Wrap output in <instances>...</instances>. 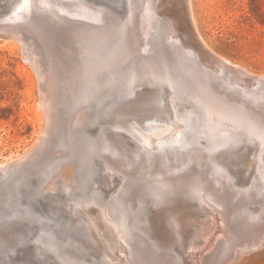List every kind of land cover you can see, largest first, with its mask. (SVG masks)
<instances>
[{"label":"rangeland","instance_id":"374dc122","mask_svg":"<svg viewBox=\"0 0 264 264\" xmlns=\"http://www.w3.org/2000/svg\"><path fill=\"white\" fill-rule=\"evenodd\" d=\"M19 1L20 0H0V6L3 8L5 6V8H6V9H3L4 13L1 16H3L6 13H7V15H9L8 16L9 19L6 18L7 15H4V17H1L2 20H0L2 22V23L0 22V34L3 35V37H2V35H0V164L2 166H4V167L0 166V209H2V208L7 209L11 205L12 206L15 205V207L23 206L28 201L33 200L37 197H41L43 195L44 196H46V195L48 196L51 194L53 196L58 195L61 197L62 196L68 197L69 199H73L76 201L79 200V202H81V203L77 204L76 212H79V213L86 212V214H89L91 218L100 217V216H102L101 215L102 213L108 212V213L104 214L105 217H107V218L109 217L112 221H114V224L116 225V229L119 231V224L120 223H122V224L126 223L127 216L129 214H131V212L132 213L136 212L139 214V213H142V211H145V212L148 211L149 212V210L152 211V208L153 209L158 208V207L163 208V206H164V208H166L165 210H167V207L169 208L167 211H170V209L172 210L171 215H175V217L172 216V219L174 218V222L176 223V225H175V228L173 229V239H169L168 241L162 240V242L168 243V244L163 243V244H161V246L166 245L170 249L165 248L162 250V252L164 254H166L168 252L173 253L175 255V257L173 259H177L176 260L177 262L175 261L176 264H187V263L188 264H205V263L206 264L207 263L215 264L219 260L222 261L224 258H226L224 260H227V258L229 259L228 256H230V258H231V256L235 257L236 259H234V260L229 259V260L225 261L227 263H224V264H264V244H262L264 242V239H263L264 238V234H263L264 233V171H262L264 168V162H263L264 161V145L261 147L254 146L253 145L254 142H257L255 137L253 135L245 132L242 129L225 128V129H222L221 131H219L218 132L219 135L217 134L216 137L212 134H208L209 132H202L201 129L200 130L196 129L198 131L197 132L195 130V128L193 129V127H195L194 124L197 125V122H195L194 119H196V118L197 119L199 118L198 120L201 119V114L198 113L199 111L196 109L190 110L189 108L185 107L186 104H184L185 103V95L184 94H180V93L178 94V93L174 92L175 96H176V99H175L174 98L175 96H172L174 94H172L173 91L169 88V84L163 80L162 81L158 80L157 77L155 78V76H153V74L152 75L149 74L147 78L143 77V78H139L136 81L132 80V83L120 84V85L117 84L116 76L121 74V72H123L118 67H120L121 65H125L127 63V61L129 63V60H128L129 57H127V56H129V53L132 52L131 48H134L133 45L129 44L131 42L130 41L131 36L133 37L132 40L135 43H137L136 49H138V45L140 44V42H139L140 40H139L137 31H134L133 29L131 30L132 27L135 28L134 25L132 26V24H133V22L135 23L136 15H139L140 23L138 25L142 24V27L139 26L138 32H140L142 34V35H140L141 38H143V36H145L144 38L146 39V40L141 39V40H144L141 42H142V44H143V42L149 43V44H145V46H144V50L146 49L145 51L141 52L142 47L140 46V49H139L140 52L139 51L136 52L137 51L136 50L135 52H133V54L134 55L136 54V55H138V57H141L140 59H143L144 55L147 53L149 46L151 45L150 43H152L151 38L153 37V33L150 31L149 24L147 23L148 14L151 12V11L149 12L148 9H150V7L147 5L149 0H141V1L140 0H77L79 4L76 2V0H62V1L58 0V2H60V3H58V4L56 3V5H57L56 7H55V2H57L56 0H44V1L43 0H37V1H39V3L36 2V6H35L34 10L36 8L38 9V7H39V9H41V10H39V9L38 10L36 9V10L41 12L44 9L45 11L43 10L41 12L42 14L49 15V16H47L48 18L58 22V23L54 24L53 26H62L61 29L67 30L68 34L63 33V32H55L54 33L56 35V37H58V38H62V39L67 38L68 40H70V41L66 40L65 42L60 41L61 47L55 46L54 43H50L48 41H47L48 42L47 43L46 40L43 41V39H40V37H38L34 33L31 34V32L27 31L24 27H19V26L16 27L17 23H19L18 21L22 20V17L20 16L21 10L26 9V7L24 8V6H19V7L17 6V8H16V6L13 7L14 5L18 4ZM191 1H192L193 14H194V17L196 18L199 30L202 33V35L204 36L206 42L208 43L209 48L211 50H213L214 54L216 51L218 54V55L216 54L217 56H223V57L225 56L226 58L231 60L233 63L234 62L236 64L240 63L239 64L240 66H242L244 68L246 67V69L248 71L251 70L250 72H252L254 74H264V0H191ZM85 2H86V4H85ZM89 2H91V4H93V5H96L97 3H102V4H98L100 6H98V5L93 6ZM42 3H44V6L46 4V6L44 7L42 5ZM50 3L54 4L53 9H51L53 7V5L50 7V5H51ZM37 4H38V7H37ZM59 4H61V5L59 6ZM103 4H104L106 9L103 6H101ZM144 4H146V5H144ZM69 5H70V7H69ZM87 5H88V7H87ZM144 6H146V7H144ZM62 7H64V8H62ZM92 7H95L96 9L101 8L102 11L104 13L107 12V14L105 13L106 14L105 15L102 11H100V9H97V12L99 11L100 14L102 13V17H100L101 15L99 13H96L95 8H93L95 10L94 12L91 11ZM14 8H16V10H14ZM87 9L90 11H88ZM5 10H7V11H5ZM48 10H50V11L48 12ZM53 10H54V12H51ZM61 10H63V11H61ZM86 10H87V12H86ZM137 10L138 11L140 10V11L138 12ZM23 11H26V10H23ZM141 11L143 13H141ZM145 11H147V12H145ZM8 12H9V14H8ZM11 12H12V14H10ZM83 12H85V14H87V13L88 14L85 15V14H83ZM14 13H16V14H14ZM52 13H55V14L52 15ZM94 13H95L96 18L92 16V14L94 15ZM137 13H139V14H137ZM142 14H143V16H142ZM150 14H153V13H150ZM57 16H59V17H57ZM87 16H89V18H87ZM106 16L107 17L109 16L110 17V18L108 17L109 20L111 19L112 21H110V22L107 21L108 18ZM19 17H21V18H19ZM103 17H106V18H103ZM4 19H6V20H4ZM103 20H105V21H103ZM113 22H114V24H113ZM110 24L111 25L113 24V26L111 28H113L114 35H111L110 31L105 30L106 28H108L110 26ZM158 25H159V22H158ZM14 27H16V28H14ZM163 27L164 28L166 27L165 22L162 25V28ZM3 29H5L7 31H11L12 29H14V30L12 31L13 33L12 32L7 33V32H4ZM19 30H21V31L19 32ZM144 30L145 31L149 30V31H146V33H144L145 32ZM24 31H25V33H23ZM88 31H92L90 35L87 34ZM123 31H125V33H123ZM167 31H168V29H164L162 31V32H166V35H165L166 38H164V42L165 43H173V44L177 45L176 38L173 39L174 37L170 33L168 34ZM149 33H151V34H149ZM8 34L12 35V37L7 36ZM24 34H26V35L24 36ZM34 35H36V36L33 39L32 37H34ZM170 36L173 38H171ZM29 37H31V38H29ZM17 38H19L20 41L17 40ZM168 38H169V40H167ZM21 39L22 40L25 39V41L23 42ZM29 39H30V41H29ZM31 39H33V40H31ZM35 39H38V40L36 41ZM87 39H88V41H87ZM178 40H181V38ZM22 42L23 43L26 42V43L23 44ZM30 42L32 45L30 44ZM49 43L51 46L49 45ZM83 43L84 44L87 43L88 45L86 44V46H85ZM34 44L35 45L37 44V45L33 46ZM82 44H83V46H82ZM80 46H82V47L85 46L86 52H90L91 50H93V51H91V53H92L91 64L94 67L96 77L100 83V87H98L99 90L95 89L93 91L92 95H89V93L86 90V87H84L85 89L84 88L82 89L83 86L80 85L81 75H78V73H77L78 69L82 66V64L85 61V58H84L85 55H84V52L81 49H79ZM49 47H51V49H49ZM36 48H38V50ZM59 48H61V52L59 51ZM30 49H32V50H30ZM53 49H54V51H53ZM46 50H48L50 54ZM96 50H98V51H96ZM80 51H82V52L80 53ZM26 52H28V53H26ZM45 52L47 55L45 54ZM52 52L53 53L55 52L54 56H53L54 58L52 57L53 54L51 55ZM144 52H146V53L144 54ZM193 52L190 51V54L192 56H194V57L196 56L198 58L199 53H196L194 50H193ZM36 53H37V55H36ZM219 53L221 55H219ZM31 55L37 56V58L41 59L40 65H42V66H39V69H37L36 67L33 66L32 60H31L32 57H30ZM47 56L48 57L50 56L51 59H50V57L47 58ZM55 58H56V60H55ZM80 58H82V59H80ZM130 60L134 64H137V66L139 67L140 64H138V63H140V62L137 61L138 60L137 57H135V58L131 57ZM54 61H55V64H57V65H55L53 63ZM56 66H57V68H56ZM44 67H46V68H44ZM55 68L57 69V71L55 70ZM214 68H215V66H214ZM46 69H47V71H46ZM52 69H53V71H52ZM39 70H42L43 72L47 73V75L52 80H56L58 84H60L64 78V77L63 78H59V77H62V75L65 76V78H64L65 80H63V82L61 83V86L62 85L66 86L63 88L64 90H63L62 94H63L64 98H62L63 99L62 105L67 110H65V108L63 107L64 108L63 111L65 110V112H63L64 114H62V115H63L64 120H67V124H69L68 126H71L70 129L68 128V126L66 128H68L69 130H72V132L77 130L75 133L77 135H79V137H81L80 139H83V142L81 144L82 146H80L79 149H77V150H74V148H75L74 144L75 143H74L73 139L70 137V134L68 135L67 132L66 133L64 132L63 135H61V137L58 140V142H60V143L56 144L52 148V150L48 149V148H50V146L49 147L45 146L44 148H42L43 146H40V145H43L40 142V134H41V131L39 130L40 124L38 123V119L36 117L37 115H36L34 108H33L36 100L40 99V93H41V88H40L41 86L40 85H41V81L43 79L40 78L41 75H40ZM128 70L129 69H127L125 71H128ZM216 70L217 69H213V71L212 70L209 71V73H208L209 75L206 73V77H207L206 79L209 81V83H213L214 86L219 84L218 86H216L219 89H217L216 87H215L216 89H213L215 94H219L217 96H221L220 98L223 97L224 99L223 98L222 99L224 101H228L227 103H229L231 105L236 106V104H237V106H239V107L240 106L242 107V105H244L243 108L246 107L249 100H251L250 97L243 94V93H236L234 95L229 94L226 90L223 89L224 88L223 87V78H222L223 74H221V73L219 74V72ZM57 72L59 74H57ZM216 72H217V76H222V77L221 78L217 77ZM61 73H63V74H61ZM150 76H151V78H150ZM55 77H57V78H55ZM70 77L71 78L74 77V78L71 80ZM108 78H112V79L108 80ZM211 78H215V79H211ZM66 79H68V80H66ZM131 79L132 78L129 77L128 81L130 82ZM69 80H71L73 82H71ZM215 80H216V83H215ZM64 81L67 82L66 83L67 85L63 84ZM78 81H79V83H78ZM71 83H74L73 84L74 86L73 85L72 86H73V89L75 90V92L71 88L72 87ZM75 83L79 86H77ZM165 84H167V85L165 86ZM68 85H70L71 87L69 88ZM140 85H143V86H140ZM145 85L148 87H146ZM120 87H122V88H120ZM140 87L142 88L141 90H140ZM123 88H124V90H123ZM136 88H137V90H136ZM176 88H177V86H176ZM68 89H69V93L67 92ZM166 89H169L168 91L171 90L170 91V93L172 94L171 96L175 100L172 99V97L170 96V93L168 91H165ZM77 90H79V91H77ZM109 90H111V91H109ZM159 90L161 92L163 91L162 94H164L163 96H165V97H162V98H164V99H161L162 94ZM216 90H219V92ZM118 91H120V92H118ZM66 92H67V95H66ZM76 92H78V93L76 94ZM111 92L112 93L114 92V93L112 94ZM122 92L123 93L125 92L127 96H125V94H123ZM158 92H160L159 95H158ZM220 92H222V93H220ZM109 93L112 95H110ZM220 94H222V95H220ZM128 95H129V97H128ZM226 95H229L230 98H229V96H226ZM67 96H69L68 99L66 98ZM100 96H102L103 98H101ZM152 96L155 98H153ZM178 96H180V97H178ZM85 97H86V100H85ZM117 97H118V99H117ZM130 97H132L134 99H132ZM181 97H182V99L184 98V100H181L180 99ZM187 97H189V96L187 95ZM97 98H98V100H97ZM119 98H122V100ZM157 98H158V101H157ZM226 98H227V100H226ZM64 99H66V100L64 101ZM71 99H73V100H71ZM82 99H84V101ZM102 99H104V100H102ZM79 100L82 103L79 102ZM99 100L100 101L102 100V101L99 102ZM134 100H136L135 103H134ZM144 100H145V102H144ZM109 101H111V103ZM119 101H120V104H118ZM142 101L144 102L143 104H142ZM174 101H177V102L175 103ZM232 101H234V103ZM65 102H66V104H65ZM74 103L76 105L75 107H74ZM80 103H81V105H80ZM89 103L91 104V106ZM253 103L255 104V102H253ZM84 104H85V106H84ZM123 104L126 106V108H125V106H123L125 108V110H123L124 108L121 106ZM134 104H135V106H134ZM139 104H141V105H139ZM160 104L163 106H161ZM142 105H144V106L142 107ZM169 105H170V107H169ZM255 105L257 107L261 108L262 110H264V103L258 102ZM88 106L91 109H89ZM160 106H161V110L158 108ZM85 107L89 110H87ZM106 107L110 109L107 114L104 113V109ZM113 107H114V109H113ZM115 107L116 108L118 107V110ZM128 107H130L131 109H129ZM138 107H139V109H138ZM82 108H83V110H82ZM163 108H164V110H167L169 114L166 111L162 110ZM136 109H138V110H136ZM122 110L124 111V113H122L123 112ZM86 111L87 112L89 111L88 113L91 112L90 113L91 115L89 114V117L91 116L89 119H88V117L83 118L85 115L88 116V113ZM83 112L86 114L84 115ZM111 112H113V113L111 114ZM140 112L143 114H141ZM150 112L152 114H154L155 116L152 115ZM164 112H165V114H168L169 116L165 115ZM99 113H101V114H99ZM120 113H122V114H120ZM129 113H131V114H129ZM137 113H140V115H143L144 120H142L143 117L141 116L142 117V119H141V117ZM148 113H150V114H148ZM176 113H178V114H176ZM77 114H78V116H77ZM79 114L84 115V116H81V115L79 116ZM96 114H97V116H95ZM109 114L113 115L115 117V119L112 118L113 116H110ZM146 114H147V116H149V118H151V120L149 118H146ZM99 116H101V118ZM122 116H124V117H122ZM80 117H81V119L79 120L78 118H80ZM94 117L96 118V120ZM107 117H109L110 120L106 119ZM152 117H155V118L158 117L159 120H158V118L155 119ZM102 118L103 119L105 118V119L103 120ZM118 118H119V120H118ZM75 119L79 120V121L76 122ZM82 119L84 121L81 122ZM93 119H94V121H93ZM123 119L126 120V122ZM146 119H147V122L145 121ZM152 119H154V120H152ZM197 119H196V121H197ZM90 120H92V121H90ZM95 123H97V124H95ZM132 123L134 124V127L136 130L138 127L137 123L140 124L139 127L140 128L142 127V129H140L138 127L139 130L136 131L135 129H133L134 127L131 126ZM145 123H146V125H145ZM142 124H143V126H141ZM174 124L176 127L174 126ZM144 126L145 127L148 126V127H146L148 129L147 132H146V128H143ZM153 126L154 127L157 126V127H155L156 129ZM191 126H193V127H191ZM74 127H77V128H74ZM130 127H132V131H131ZM113 128H115V129L113 130ZM172 128H174V129H172ZM143 129H145V130H143ZM179 129H181V130L183 129V132L184 133L186 132L187 134H190L191 132L192 133H191V135H187V134L185 135L183 132L182 133L179 132L180 133L179 134V133H177V131ZM140 130L143 132L142 133L143 138H141V135H140L141 132L139 133ZM194 130L196 131V133L194 132ZM236 130H239V131H236ZM188 131H190V133ZM88 132H90V133H88ZM102 132H104V133H102ZM132 132H133V135L138 136V137L133 136ZM150 132H151V134H150ZM106 133H108V134H106ZM102 134H104L105 137ZM148 134H150V135H148ZM198 134H200V135L202 134V136H204V140L201 138L199 142L195 141V137H196V135L198 137ZM123 135H124V138H123ZM113 136H114V138H113ZM167 136H169L170 138H168ZM197 137H196V139L198 140ZM131 138L134 140H132ZM165 138L166 139L168 138L170 140L167 139V141H166ZM179 138H181V139H179ZM206 138H208V139H206ZM70 139H72V140H70ZM100 139H101V142H100ZM104 139L106 142H104ZM123 139H125V140L123 141ZM177 139H179L178 142H177ZM209 139H211V140H209ZM235 139H236V141H235ZM135 140H137V141H135ZM143 140H145L146 143ZM240 140L244 143H242ZM107 141H108V143H107ZM157 141L158 142L160 141V142L158 143ZM162 141H164V142L166 141V143H164ZM66 142H68V143H66ZM36 143L37 144L40 143V144L37 145ZM53 143H54V140L50 145H52ZM103 143H105V144H103ZM112 143H114L115 145ZM141 143L143 144V146H140V145H142ZM148 143H150V145H148ZM153 143H154V145H153ZM160 143H162V144H160ZM230 143H232V145ZM35 145L37 146V149L39 151L37 149H35V147H36ZM57 145H59V148L56 147ZM69 145L71 147H69ZM155 145H157L156 146L157 149L159 147V152L156 149V147H154ZM160 145H162V146H160ZM165 145L166 146L168 145V146L166 147ZM180 145H182V146H180ZM92 146H93V149L91 148ZM200 146H201V148H200ZM224 146H226V147H224ZM115 147H116V149H115ZM124 147H126V148H124ZM144 147L146 148L147 151L145 150ZM151 147H153V148L151 149ZM129 148H131V149H129ZM177 148H178V150H177ZM218 148H220V149H218ZM42 149H44V150H42ZM119 149H120L121 153L116 151ZM135 149H138V150H135ZM148 149L152 150V151L149 152ZM171 149H173V150H171ZM35 150L38 152H36ZM123 151H124V153H123ZM145 151L147 152V155H146ZM259 151H260V153H259ZM81 152L82 153L85 152V154L87 156L83 155L84 159H85L83 162L82 161L79 162L80 158H78L79 159V161H78L79 169H77L76 167L74 168L73 160L75 158L74 157L71 158V154L74 155V153H80L77 155V157H79V155L82 154ZM99 152H101V153H99ZM104 152H106L105 155L103 154ZM136 152H137V154H136ZM208 152H209V154H208ZM243 152L248 154V157L246 155H243L242 154ZM255 152H258V154H256L257 158H261V157L263 158V159L258 160L259 166L257 165V162L253 163V161H254L253 158H254ZM129 153H131V155ZM168 153H169V155H168ZM188 153H189V155H187ZM106 154H107V156L111 155L110 156L111 158L105 157ZM122 154H124V155H122ZM125 154L127 156H125ZM182 154H184V155H182ZM204 154L209 156L210 158L209 157L204 158L203 157V156H205ZM135 155H136V157H135ZM165 155H166V157H165ZM190 155H191V157H190ZM220 156H224L225 158H227V160H223V158H222V160H217V159H220L219 158ZM251 156H253V158ZM211 157H213L214 159ZM108 158H110V160H107L108 162H105L104 160H106ZM112 158L114 159L113 162H112V160H113ZM149 158H150V162H151V163H149L150 166H149V164H147L148 162H144L145 160L148 161ZM189 158L193 162L189 161L190 160ZM170 159H171V161H170ZM134 160H136L135 163H134ZM177 160H178V162H177ZM207 160H208V163H207ZM69 161H71V162H69ZM117 161H118V164L121 165V167L116 165ZM125 161L129 162V163H126ZM202 161H203V163H202ZM259 161H261V162H259ZM16 162H17V164H16ZM172 162H177L178 166L176 165L177 163L175 164ZM250 162H251V164H250ZM140 163H141V165L139 166ZM142 163H144V164L142 165ZM8 164H9V166H8ZM112 164L115 165L116 168L117 167H120V168L116 169ZM132 164H134V167L136 169L138 166L140 168H142V167L143 168L141 170L140 169L135 170L134 167L133 168L130 167ZM156 164H157V166H155ZM164 164H166V165H164ZM167 164H169V165H167ZM261 164H263V165H261ZM99 165H100V167H99ZM173 165H175V167ZM187 165H189V166L187 167ZM203 165H205V167L207 169L204 168ZM144 166H145V168H144ZM164 166L166 168H164ZM87 167H89V168H87ZM158 167H160V168H158ZM161 167L164 169H167L166 170L167 172L166 171L164 172V169H162ZM261 167H262V170H261ZM90 168L92 169V175L90 173H88L89 172L88 170ZM101 168H102V170H101ZM127 168H128V171H126ZM107 169H110V170H107ZM123 169L128 173H126ZM131 169H133L135 171H133ZM143 169L144 170L146 169V170L144 171ZM179 169H181V171ZM218 169H219V171H218ZM153 170H156V171H154L155 173L152 172ZM192 170L194 172V175L192 174L193 172H191ZM197 170H199V171H197ZM85 171L87 173H85ZM98 171H101V172H98ZM119 171H121L123 173H121ZM138 171H140L141 173H139ZM158 171L159 172L161 171L160 174ZM187 171H189L188 172L189 175L187 174ZM65 172L69 176L67 174H65ZM117 173H119V174H117ZM149 173L155 174V175H153L154 178L157 175V173L159 174L156 176V178H159V179L154 180L155 182H158V184H155V182L152 181L154 179L153 177H152V180L148 179L149 178L148 175H150ZM166 173H170L169 177L171 176V177H173V179H171L169 177L165 179L164 176H166L165 175ZM175 173H176V175L173 176ZM177 173H180V174L177 175ZM89 174L92 177H89L90 176ZM110 174H111V176H110ZM182 174H183V177H185L184 180H183V177L180 176ZM190 174L193 176L190 178L187 177V176H191ZM78 175H79V177H78ZM95 175H98L97 176L98 179L95 177ZM107 175H109L110 178ZM139 175H141V176H139ZM105 176H107L108 179ZM115 176H116V178H115ZM131 176H134L135 179ZM150 176H152V175H150ZM160 176H161V178H160ZM220 176H222V178ZM129 177H131V178H129ZM140 177H142V178H140ZM177 177L179 179L181 178L180 180H183V181L180 182V180H178ZM132 178H133V181H131ZM139 178L141 180L142 179L143 180L142 181H136ZM55 179H57V180H55ZM104 179L108 180V181H103ZM124 179L125 180L128 179V181H125ZM160 179L161 180L163 179V181L165 179L166 182L165 181L161 182ZM167 179H170V181L167 182ZM145 180L148 182H146ZM177 180L181 184L183 182V184L181 185L180 183L176 182ZM198 180H201L202 182L198 181ZM212 180H214V181H212ZM215 180H216V182H215ZM222 180L223 181L227 180L228 182L227 181L223 182ZM102 181L104 182L105 185L103 184ZM151 181H152V183H151ZM172 181H173V183H172ZM187 181H189V183ZM194 181L201 183V185L203 186V191L201 189L202 186L199 184L196 185L197 183ZM89 182H91L92 184ZM106 182H108V184ZM122 183L124 185H121ZM127 183H129V184H127ZM170 183L173 185V187H172V185H170ZM175 183L176 184L178 183L179 185H177V186H179V187H177ZM111 184H113V185L110 186ZM135 184H139V185H135ZM160 184H162V185H160ZM167 184H169L170 187ZM185 184H186V186L189 184L190 187L184 189V187H186V186H183V185H185ZM193 184H195V185H193ZM125 185H126V187H124ZM153 185H155V186L157 185L158 187L160 186V189L155 188V186H153ZM226 185H228V186H226ZM122 186H123V188H122ZM167 186L169 187V188H167L168 189L167 192L171 193L170 194L171 197L170 196H168V197L167 196H161V194L157 195V194H159V192H164V190L166 191V188L164 190H162L163 188H161V187H167ZM191 186H194V187H191ZM208 186H209V188H208ZM228 187H230V189H228ZM118 188L120 189V190H118L120 193L117 191ZM176 188L177 189L179 188V189L177 190ZM107 189L109 192H107ZM154 189H156V190H154ZM159 190H161V191H159ZM227 190H229L232 193L225 192ZM194 191H197V192H194ZM199 191H202L201 192L202 195L199 193ZM182 192L183 193L189 192V195H188V193H184L185 194L184 196L186 198L176 196V195L181 194ZM131 193H132V195L129 196ZM196 193H198V196ZM203 193H204V196H203ZM190 195H191V197H189ZM210 195H212V196L214 195V196L209 197ZM215 195H218L217 199H215L216 198ZM221 195H223V196H221ZM159 196H161V198ZM115 197H116V199H115ZM203 197H204V199H203ZM220 197H221L220 200L225 201L224 204L221 203L222 201L218 200ZM223 197H225V198H223ZM175 198H177V199L174 200ZM94 199L99 204H97L96 201H94ZM201 199L205 200V203L203 202L205 205L202 203L203 200H201ZM208 199L210 200L211 203H209ZM119 200H120V203H119ZM191 200H193L192 201L193 203L191 202ZM195 200H197L196 201L197 203L194 202ZM214 200L218 203H216ZM83 201H86V202H83ZM112 201L115 203H113ZM162 201H165V202H162ZM199 201H201V202H199ZM91 202H95V203H91ZM101 202H103V204ZM175 202H177V203H175ZM198 202L200 205L198 204ZM166 203L167 204L169 203V204L167 205ZM189 203H191V204H189ZM207 203H209V204H207ZM160 204H162V206ZM212 204H213V208L211 206ZM147 205L150 206V207L148 206L149 209L146 207ZM151 205H152V207H151ZM183 205H185V206H183ZM220 205H223L225 208L227 207L226 212H224L225 209L222 208L223 206L221 207ZM118 206H119V208H118ZM121 206H123V207H121ZM174 206L177 207V209ZM193 206L194 207L196 206V207L194 208ZM206 206H208V207H206ZM216 206H218V207H216ZM15 207L13 208L14 210L17 209ZM130 207H131V209H130ZM138 207H139V209H138ZM143 207H144V209H143ZM171 207L175 208V209L173 210ZM184 207H186L187 209L189 208L188 209L189 211H186L187 209ZM114 208L116 210H114ZM135 208H137V209H135ZM215 208H218V209H215ZM110 209H113L114 211L110 210ZM122 209L124 212L122 211ZM200 209H204V210H200ZM100 210H102V211H100ZM138 210H140V211H138ZM198 210H200V211H198ZM110 211H111V213H114V214H111ZM133 211H135V212H133ZM197 211H198V213H197ZM125 212H127L128 214H126ZM199 212H204V213L202 215V213H199ZM208 212H210V213H208ZM119 213H122L121 216ZM195 213H197L198 215L196 214V216H193V215H195ZM222 213L223 214L225 213L224 217H222ZM117 214H119L118 215L119 217L117 216ZM208 214H209V216H208ZM181 217H183V219ZM193 217L194 218L196 217V219L194 220ZM222 218H224V219H222ZM226 218H229V219H226ZM197 219L199 221H197ZM189 220H191V221L189 222ZM180 221H183L182 225H181ZM221 221H224L225 224H224V222H221ZM178 223H180V225ZM228 223H230V224H228ZM210 224L212 227L210 226ZM222 224H223V226H221ZM227 225H229V226L227 227ZM39 226H42V225L41 224L39 225V223H38V226H35V227L37 228ZM225 226H226V228H225ZM227 228H228V231H226ZM211 229H213V230H211ZM224 232H225V234H224ZM235 232L237 233V234H235L237 236L234 237ZM206 233H208V234L205 235ZM226 233H229V234L231 233V234L230 235L227 234V235H229V236H227ZM139 234H141V233L135 234V239L132 238L133 243H131V244L134 245V248H133L134 252H130V249L128 248V243L125 240L126 237L122 238V239H124L123 240L124 243L122 242V249H121L122 254H120L119 257L121 259V262H123L124 264H154L155 259L152 258L150 255L146 254V252L149 253L148 252L149 250H147L145 247L143 248V246L141 244L140 237L144 238L146 241H148L154 245H156L157 243L154 241L153 238L146 235L144 233V231H143V234L141 236ZM137 235H139L140 237H137ZM175 235L177 237L174 238ZM211 235L213 238L210 237ZM217 235H219L220 239H222V240L219 241V237L215 238V239H217V240H215L214 236L217 237ZM221 235H223V236L225 235L226 238L225 237L222 238ZM147 237H149V238H147ZM177 238H179L178 241H176ZM191 239H192V241H191ZM193 239H195V241ZM239 239H240V241H239ZM259 239H261V240H259ZM208 240H211L210 242H213V243H208L209 242ZM212 240L217 241L219 244L212 241ZM233 240H237L236 245H238V243L241 242L240 243L241 246L234 245L236 243V241H233ZM110 241H112V243H113L112 239H110ZM180 241L183 244L180 243ZM222 241H224V242H222ZM259 241L262 242L259 244V247H257V246H255L256 248L253 247L254 243H256V245H257V243ZM230 242L231 243L234 242L233 245ZM242 243H244V244H242ZM190 244H192V245H190ZM208 244L209 245L212 244V245L209 246ZM228 244H230L231 247H229ZM249 244H251L250 245L251 247H248ZM180 245H181V247H180ZM196 245H198L200 247H198ZM140 247H141V249H140ZM234 247L237 249H235ZM172 248H174V249H172ZM188 248L190 249V251ZM199 249H201V250H199ZM246 249H247V251H246ZM125 250L127 251V253L125 252ZM186 251H187V253H186ZM196 251L198 253H193ZM244 251H246L247 253ZM189 252H191V254ZM229 253H231V254H229ZM241 253H243L244 255L242 254V256H241ZM136 254H137V256H135ZM189 254H190V256H189ZM203 254L205 257L203 256ZM224 254H226V255L228 254V255L225 256ZM235 254L238 256L236 257ZM185 255H188V256H185ZM222 255H224V257L221 258ZM239 255H240V257H239ZM129 257H130V259H129ZM139 257H141V258H139ZM173 259H172V262H169V263L166 262V264H175ZM182 259H183V261H182ZM186 259H187V263H186ZM190 259H191V261H189ZM198 259H200V260H198ZM192 260H194V261H192ZM202 260L204 262L205 261L206 262L204 263ZM166 261H168V260H166Z\"/></svg>","mask_w":264,"mask_h":264},{"label":"bare ground","instance_id":"6f19581e","mask_svg":"<svg viewBox=\"0 0 264 264\" xmlns=\"http://www.w3.org/2000/svg\"><path fill=\"white\" fill-rule=\"evenodd\" d=\"M44 1V0H43ZM57 2H55V7L57 6L56 5V3L58 4V3H60V2H58V0H56ZM62 1V0H61ZM141 1V0H140ZM36 2H38L39 3V1H37V0H20L19 1V3L18 4H16V5H14L13 7H15L16 6V8H17V6L19 7V6H24V8L26 7V9H22L21 10V13H20V16L22 17V20H20V21H18L19 23H17V25H16V27L17 26H19V27H24L27 31H29V32H31V34L32 33H34V34H36L38 37H40V39H43V41L44 40H46V42L48 41V42H50V43H54L55 44V46H59V47H61V45H60V41H63V42H65L66 40L67 41H70V40H68L67 38H65V39H62V38H58V37H56V35L54 34L55 32H63V33H66V34H68V32H67V30H64V29H61L62 28V26H53L54 24H56V23H58L57 21H54V20H52V19H50V18H48L47 16H49V15H44V14H42L41 12L44 10H42L41 12H39V11H37L38 9H39V7H38V4H37V7H38V9L36 10H34V8H35V6H36ZM76 2L78 3V1L76 0ZM75 2V3H76ZM93 2V1H92ZM99 2V1H98ZM101 2V1H100ZM150 2V3H149ZM149 2H148V6L150 7V9H148L149 10V12L150 13H153V14H148V17H147V23L149 24V27H150V31L153 33V37L151 38L152 40V43H150L151 45L149 46V48H148V50H147V53L146 52H144V58L143 59H140L141 57H138V55H134L133 54V52H135L136 50V52H140V46L142 47V51L141 52H143V51H145L144 50V46H145V44H149V43H145V42H143V44H142V42L141 41H144V40H141V39H145L144 37L145 36H143V38H141V36L140 35H142L140 32H138V28H139V26H141L142 27V24L141 25H138L139 23H140V20H139V15H136V17H135V23L133 22V24H132V26L134 25V27L135 28H131V30L133 29L134 31H137V33H138V37H139V42H140V44L138 45V49H136V44L137 43H135L132 39H133V37L131 36V39H130V43L129 44H131V45H133V47L135 48H131L132 49V52L131 53H129V56H127V57H129V63H128V61H127V63L125 64V65H121L120 67H118L121 71H123V72H121V74H119V75H117L116 76V81H117V84H128V83H132V80L133 81H136V80H138L139 78H143V77H148V75L150 74V75H152L153 74V76H155V78L157 77V79L158 80H163V81H165V82H167L168 84H169V88L173 91V93L172 94H174V95H172L171 93H170V91H168L169 89H166L165 91H168L169 93H170V96L172 95V96H175V93L174 92H176V93H180V94H184L185 95V103L184 104H186V106L185 107H187V108H189L190 110L192 109V110H198L199 112L198 113H200L201 114V119L200 120H198L197 118V121H196V119H194L195 120V122H197V125L196 124H194L195 125V127H193V126H191V127H193V129L195 128V130L196 129H201V131L202 132H209L208 134H212V135H214L215 137H216V135L218 134V132L219 131H221L222 129H225V128H229V129H242V130H244L245 132H247V133H249V134H251V135H253L254 137H255V139H256V141L257 142H254V146H256V147H261V146H263L264 145V110H262L261 108H259V107H257L255 104L256 103H258V102H261V103H264V74H254V73H252V72H250V71H248L247 69H246V67L244 68V67H242V66H240L239 64H236L235 62L233 63L231 60H229L228 58H226L225 56L223 57V56H217L218 54H217V52L215 51V54H214V52H213V50H211L210 48H209V45H208V43L206 42V40H205V38H204V36L202 35V33L200 32V30H199V27H198V24H197V21H196V18L194 17V14H193V10H192V1L191 0H149ZM185 2L187 3L186 5H185ZM47 3V2H46ZM74 3V4H75ZM76 3V4H77ZM81 3V2H80ZM90 4H91V2H89ZM96 3V2H95ZM146 3V2H145ZM48 4V3H47ZM51 5H50V7L53 5V7L51 8V9H53L54 8V4H52V3H50ZM69 4V3H68ZM71 4V3H70ZM79 4V3H78ZM85 4H86V2H85ZM89 4V5H90ZM98 4H102V3H97L96 5H98ZM105 4V3H104ZM104 4L103 5H101V6H103L104 8H105V6H104ZM107 4V3H106ZM42 5L44 6V3H42ZM61 4H59V6H60ZM64 5V4H63ZM73 5V4H72ZM91 5H93V4H91ZM90 5V6H91ZM96 5H93V6H96ZM110 5V4H109ZM144 5H146V4H144ZM34 6V7H33ZM41 6V5H40ZM45 6H46V4H45ZM44 6V7H45ZM67 6V5H66ZM74 6V5H73ZM81 6V5H80ZM98 6H100V5H98ZM165 6H169V8H168V10L170 11V12H172V13H174V15H175V18H170V23H168V25L164 28H162V25L164 24V22H165V20L163 21V19H161V11L162 10H164V8H165ZM182 6H188V9H189V13H188V15H189V18H190V21L192 22V28H190L189 27V25H188V22H187V19H186V14L185 13H182V11L184 12V10H182ZM12 7V8H13ZM69 7H70V5H69ZM87 7H88V5H87ZM144 7H146V6H144ZM16 8H14V10H16ZM62 8H64V7H62ZM61 8V9H62ZM68 8V7H67ZM91 8V7H90ZM93 8H95V7H92V10L91 11H95ZM5 9V8H4ZM60 9V8H59ZM96 9V8H95ZM97 9H100V11H102V9L101 8H97ZM97 9H96V13H99V11L97 12ZM106 9V8H105ZM138 9V8H137ZM12 10V9H11ZM10 10V11H11ZM23 10H26V11H23ZM39 10H41V9H39ZM74 10V9H73ZM78 10V9H77ZM76 10V11H77ZM88 10V9H87ZM87 10H86V12H87ZM146 10V9H145ZM5 11H7V10H5ZM9 11V12H10ZM45 11V10H44ZM50 10H48V12H49ZM61 11H63V10H61ZM88 11H90V10H88ZM105 11V10H104ZM107 11V10H106ZM138 11V10H137ZM140 11V10H139ZM138 11V12H139ZM9 12H8V14H9ZM51 12H54V10L53 11H51ZM69 12V11H68ZM73 12V11H72ZM92 12V13H93ZM103 12V11H102ZM145 12H147V11H145ZM4 13V12H3ZM2 13V14H3ZM6 13V12H5ZM46 13V12H45ZM57 13V12H56ZM64 13V12H63ZM104 13V12H103ZM106 14H107V12H105ZM104 13V14H105ZM141 13H143L142 11H141ZM1 14V15H2ZM10 14H12V12L10 13ZM14 14H16V13H14ZM13 14V15H14ZM53 14H55V13H52V15ZM81 14V13H80ZM83 14H85V12H83ZM88 14V13H87ZM87 14H85V15H87ZM90 14V13H89ZM100 14V13H99ZM105 14V15H106ZM109 14V13H108ZM137 14H139V13H137ZM4 15H7V13L6 14H4ZM4 15L3 16H1V17H4ZM61 15V14H60ZM82 15V14H81ZM101 16L100 17H102V13L100 14ZM135 15V14H134ZM141 15V14H140ZM8 16L9 15H7V17L6 18H8ZM12 16V15H11ZM83 16V15H82ZM92 16L93 17H95V13H94V15L92 14ZM142 16H143V14H142ZM21 17H19V18H21ZM51 17V16H50ZM57 17H59V16H57ZM71 17V16H70ZM78 17V16H77ZM107 17V16H106ZM106 17H103V18H106ZM109 17V16H108ZM107 17V18H108ZM85 18V17H84ZM87 18H89V16H87ZM91 18V17H90ZM96 18V17H95ZM110 18V17H109ZM109 18H108V20L107 21H112L111 19L109 20ZM9 19V18H8ZM12 19V18H11ZM10 19V20H11ZM65 19V18H64ZM69 19V18H68ZM102 19V18H101ZM100 19V20H101ZM1 20H2V18H1ZM4 20H6V19H4ZM62 20V19H61ZM70 20V19H69ZM96 20V19H95ZM99 20V19H98ZM145 20V19H144ZM179 20V21H178ZM68 21V20H67ZM103 21H105V20H103ZM102 21V22H103ZM181 21V22H180ZM184 21V22H183ZM1 22V21H0ZM11 22V21H10ZM9 22V23H10ZM158 22H159V25H158ZM178 22H179V24H180V26H181V28L182 29H184L185 31H188L191 35H188V34H184L183 32H180L177 28H176V25L178 24ZM2 23V22H1ZM6 23V22H5ZM60 23V22H59ZM104 23V22H103ZM166 23V22H165ZM107 24V23H106ZM113 24H114V22H113ZM113 24L111 25L110 24V26L108 27V28H106L105 30H108V31H110V34L111 35H114V33H113V28H111L112 26H113ZM87 25V24H86ZM89 25V24H88ZM101 25V24H100ZM108 25V24H107ZM123 26V25H122ZM16 27H14V28H16ZM60 27V28H59ZM131 27V26H130ZM105 28V27H104ZM123 28V27H122ZM11 29V28H10ZM141 29V28H140ZM164 29H168V34L170 33L173 37H171V38H173V39H175L176 38V43H177V45L176 44H173V43H165L164 42V38H166V32H162ZM14 29H12L11 31H7V30H5V29H3V31L4 32H12ZM24 30V29H23ZM25 30V31H26ZM143 30V29H142ZM178 30V35H174V33H173V31L175 32V31H177ZM21 30H19V32H20ZM25 31L23 32V33H25ZM140 31V30H139ZM145 31V30H144ZM146 31H149V30H146ZM146 31L144 32V33H146ZM91 32L92 31H88L87 32V34L88 35H90L91 34ZM13 33V32H12ZM22 33V32H21ZM123 33H125V31H123ZM143 33V32H142ZM143 33V34H144ZM148 34V33H147ZM149 34H151V33H149ZM0 35H2V34H0ZM26 34H24V36H25ZM28 35V34H27ZM36 35H34V37H32L33 39L35 38V36ZM146 35V34H145ZM7 36H9V37H12V35H10V34H8ZM23 36V37H24ZM29 36V35H28ZM32 36V35H31ZM147 36V35H146ZM2 37H3V35H2ZM169 37V36H168ZM8 38V37H7ZM14 38V37H13ZM29 38H31V37H29ZM185 39L184 40V42H183V39H182V41L181 40H178V39ZM33 39H31V40H33ZM197 39V40H196ZM17 40H19V38H17ZM22 40V39H21ZM36 41L38 40V39H35ZM146 40V39H145ZM167 40H169V38L167 39ZM7 41V40H6ZM20 41V40H19ZM23 42L25 41V39L24 40H22ZM29 41H30V39H29ZM40 41V40H39ZM87 41H88V39H87ZM148 41V40H147ZM146 41V42H147ZM171 41V40H170ZM180 41V42H179ZM188 41H190V42H192L193 44H195L196 43V41H197V43L199 42V43H201V45H203L204 46V51H205V53L207 54V55H214V56H216L217 58H218V61H212L211 59L209 60V61H207L208 63H209V65L207 64V62H206V60H204L202 57H201V54H200V52H197V53H199V55H198V58L201 60V62L202 63H200L199 62V59L195 56H192L191 54H190V51H192L193 52V49H195V48H193L194 47V45H190V44H188L187 42ZM22 42V43H23ZM34 42V41H33ZM47 42V43H48ZM86 42V41H85ZM138 42V43H139ZM175 42V41H174ZM182 42V43H181ZM26 43V42H25ZM25 43H23V44H25ZM36 43V42H35ZM38 43V42H37ZM50 43H49V45H50ZM30 44H31V42H30ZM29 44V45H30ZM39 44V43H38ZM42 44V43H41ZM84 44V43H83ZM83 44H82V46H83ZM87 44V43H86ZM86 44H84L85 46H86ZM90 44V43H89ZM182 44V45H181ZM32 45V44H31ZM30 45V46H31ZM37 45V44H36ZM35 44L33 45V46H36ZM88 45V44H87ZM26 46V45H25ZM28 46V45H27ZM44 46V45H43ZM46 46V45H45ZM48 46V45H47ZM51 46V45H50ZM82 46H80V48L79 49H81L83 52H84V58H85V61H84V63L82 64V66L78 69V71H77V73H78V75H81V77H80V85L81 86H83L82 87V89L84 88V87H86V90H87V92L89 93V95H92V93H93V91L95 90V89H98V87H100V83H99V81H98V79H97V77H96V74H95V70H94V67H93V65L91 64V58H92V53H91V51H93V50H91L90 52H86L85 51V46L84 47H82ZM183 46H186L185 48L183 47ZM29 48V47H28ZM35 48V47H34ZM37 50H38V48H36ZM49 49H51V47H49ZM55 49V48H54ZM54 49H53V51H54ZM190 49V50H189ZM30 50H32V49H30ZM43 50V49H42ZM28 51V50H27ZM41 51V50H40ZM44 51V50H43ZM46 51H48V50H46ZM59 51L61 52V48H59ZM82 51H80V53L82 52ZM96 51H98V50H96ZM57 52V51H56ZM26 53H28V52H26ZM34 53V52H33ZM48 53H49V51H48ZM55 53V52H54ZM54 53L52 52L51 53V55H52V57L54 56ZM194 53V52H193ZM30 54V53H29ZM35 54V53H34ZM45 54H46V52H45ZM50 54V53H49ZM217 54V55H216ZM36 55H37V53H36ZM47 55V54H46ZM219 55H221L220 53H219ZM44 56V55H43ZM76 56V55H75ZM143 56V55H142ZM30 57H32L31 58V60H32V64H33V66L34 67H36L37 69H39V66H42V65H40V61H41V59L40 58H37V56H33V55H31ZM50 57V56H49ZM48 56H47V58H49ZM60 57V56H59ZM83 57V56H82ZM131 57H137V61H139L140 63H138V64H140L139 65V67L137 66V64H134L131 60H130V58ZM54 58V57H53ZM52 58V59H53ZM50 59H51V57H50ZM80 59H82V58H80ZM54 60V59H53ZM55 60H56V58H55ZM81 61V60H80ZM44 63V62H43ZM47 63V62H46ZM54 64H55V61L53 62ZM81 63V62H80ZM238 63V62H237ZM46 65V64H45ZM55 65H57V64H55ZM50 66V65H49ZM214 66H215V68H214ZM52 67V66H51ZM35 68V69H36ZM44 68H46V67H44ZM56 68H57V66H56ZM55 68V70L57 71V69ZM65 68V67H64ZM51 69V68H50ZM49 69V70H50ZM127 69H129L128 71H125V70H127ZM213 69H217L216 71H218L219 72V74L221 73V74H223V77L222 76H217V72H216V76L217 77H222L223 78V89L224 90H226L229 94H236V93H243V94H245V95H247V96H249L250 97V99L251 100H249V102L247 103V105H246V107H244L243 108V106L244 105H242V107L240 106H237V104H236V106L235 105H231V104H229V103H227L228 101H224L222 98H220L221 96H217V95H219V94H215V92H214V90L213 89H216L217 87L216 86H218V85H213V83H209V81L206 79L207 77H206V73L208 74L209 73V71H213ZM43 70V69H42ZM42 70H39L40 71V78H42L43 80L41 81V93H40V99H38V100H36V102H35V105L33 106V108H34V111H35V113H36V117H37V119H38V123L40 124L39 126H40V131H41V134H40V142H41V144H43V145H40V146H43L42 148H44L45 146L47 147H49L50 146V148H48V149H50V150H52V148L56 145V144H58V143H60V142H58V140H59V138L61 137V135H63V133L65 132H67L68 133V135L70 134V137L73 139V141H74V145H75V148H74V150H77V149H79V147L80 146H82L81 144H82V142H83V139H80L81 137H79V135H77L75 132L77 131H74V132H72V130H69L70 129V127L71 126H68L69 124H67V120H64V118H63V115L62 114H64L63 112H65V110H67L62 104H63V99L62 98H64V96H63V88L64 87H66V86H64V85H62L61 86V83L63 82V80H65L64 78H65V76H63L62 75V77H59V78H63V80L61 81V83L60 84H58L57 83V81L56 80H52L48 75H47V73H45V72H43ZM48 70V71H49ZM63 70V69H62ZM67 70V69H66ZM37 71V70H36ZM38 71V72H39ZM46 71H47V69H46ZM52 71H53V69H52ZM65 71V70H64ZM63 71V72H64ZM130 71V72H129ZM66 73V72H65ZM259 73V72H258ZM53 74V73H52ZM51 74V75H52ZM57 74H59L58 72H57ZM61 74H63V73H61ZM60 74V75H61ZM211 74V73H210ZM218 74V75H219ZM50 75V74H49ZM209 75V74H208ZM54 76V75H53ZM57 76V75H56ZM212 76V75H211ZM210 76V77H211ZM129 77H131L132 79H131V81L129 82L128 81V78ZM54 78V77H53ZM55 78H57V77H55ZM58 78V79H59ZM67 78V77H66ZM74 77H70V79L72 80ZM77 78V77H76ZM150 78H151V76H150ZM149 78V79H150ZM112 78H108V80H111ZM211 79H215V78H211ZM210 79V80H211ZM60 80V79H59ZM66 80H68V79H66ZM71 80H69V81H71ZM76 80V79H75ZM218 81V80H217ZM71 82H73V81H71ZM75 82V81H74ZM67 82L66 81H64V83L63 84H66ZM70 83V82H69ZM78 83H79V81H78ZM140 83V82H139ZM147 83V82H146ZM145 83V84H146ZM215 83H216V80H215ZM258 83H260L261 84V86L260 87H258L257 89H253V90H249L248 88L252 85L253 86V84H258ZM74 83H71V86L73 85ZM76 84V83H75ZM137 84V83H136ZM67 85V84H66ZM77 85V84H76ZM150 85V84H149ZM163 85V84H162ZM167 84H165V86H166ZM69 86V88L71 87L70 85H68ZM74 86V85H73ZM73 86L71 87L72 88V90L75 92V90L73 89ZM77 86H79V85H77ZM117 86V85H116ZM137 86V85H136ZM140 86H143V85H140ZM146 86V85H145ZM157 86V85H156ZM176 86H177V88H176ZM119 87V86H118ZM133 87V86H132ZM139 87V86H138ZM146 87H148V86H146ZM216 87V88H215ZM75 88V87H74ZM80 88V87H79ZM120 88H122V87H120ZM163 88V87H162ZM77 89V88H76ZM85 89V88H84ZM119 89V88H118ZM142 88L140 87V90H141ZM217 89H219V88H217ZM71 90V91H72ZM99 90V89H98ZM97 90V91H98ZM123 90H124V88H123ZM136 90H137V88H136ZM67 91V90H66ZM70 91V92H71ZM77 91H79V90H77ZM84 91V90H83ZM109 91H111V90H109ZM160 91V90H159ZM216 91H218L219 92V90H216ZM68 93H69V89H68V91H67ZM67 92H66V95H67ZM96 92V91H95ZM94 92V93H95ZM108 92V91H107ZM118 92H120V91H118ZM143 92V91H142ZM161 92V91H160ZM160 92H158V95L160 94ZM163 92V91H162ZM162 92H161V94H162ZM78 92H76V94H77ZM112 93V92H111ZM114 93V92H113ZM112 93V94H113ZM117 93V92H116ZM123 93V92H122ZM166 93V92H165ZM220 93H222V92H220ZM75 94V95H76ZM85 94V93H84ZM107 94V93H106ZM105 94V95H106ZM110 94V93H109ZM112 94H110V95H112ZM118 94V93H117ZM123 94H125V96H127L126 95V93L124 92ZM157 94V93H156ZM69 95V94H68ZM83 95V94H82ZM87 95V94H86ZM85 95V96H86ZM88 95V96H89ZM94 95V94H93ZM150 95V94H149ZM148 95V96H149ZM164 94H162L161 95V99H164V98H162V97H165V96H163ZM166 95V94H165ZM187 95L189 96V97H187ZM220 95H222V94H220ZM77 96V95H76ZM98 96V95H97ZM115 96V95H114ZM119 96V95H118ZM123 96V95H122ZM171 96V97H172ZM226 96H229V95H226ZM68 97L69 96H67L66 98L68 99ZM80 97V96H79ZM93 97V96H92ZM101 98H103L102 96H100ZM99 97V98H100ZM128 97H129V95H128ZM141 97V96H140ZM153 97V96H152ZM178 97H180V96H178ZM183 97V96H182ZM182 97L180 98L181 100H184V98L182 99ZM75 98V97H74ZM73 98V99H74ZM111 98V97H110ZM124 98V97H123ZM127 98V97H126ZM130 98H132V97H130ZM153 98H155V97H153ZM175 99H176V96L174 97ZM229 98H230V96H229ZM37 99V98H36ZM73 99H71V100H73ZM79 99V98H78ZM106 99V98H105ZM109 99V98H108ZM117 99H118V97H117ZM119 99H121L122 100V98H119ZM132 99H134V98H132ZM131 99V100H132ZM143 99V98H142ZM166 99V98H165ZM171 99V98H170ZM172 99H173V97H172ZM175 99H173V100H175ZM232 99V98H231ZM66 99H64V101H65ZM77 100V99H76ZM75 100V101H76ZM83 101H84V99H82ZM85 100H86V97H85ZM89 100V99H88ZM97 100H98V98H97ZM102 100H104V99H102ZM101 100V101H102ZM120 100V101H121ZM125 100V99H124ZM123 100V101H124ZM226 100H227V98H226ZM100 100H99V102H101ZM112 101V100H111ZM111 101H109L110 103H111ZM120 101L118 102V104H120ZM129 101V100H128ZM135 101L136 100H134V103H135ZM157 101H158V98H157ZM160 101V100H159ZM172 101V100H171ZM79 102H81L80 100H79ZM89 102V101H88ZM96 102V101H95ZM113 102V101H112ZM122 102V101H121ZM144 102H145V100H144ZM143 101H142V104L144 103ZM163 102V101H162ZM175 103L177 102V101H174ZM184 102V101H183ZM233 103H234V101H232ZM239 102V101H238ZM253 102H255V104L253 103ZM78 103V102H77ZM82 103V102H81ZM81 103H80V105H81ZM91 103V102H90ZM89 103V104H90ZM126 103V102H125ZM133 103V102H132ZM181 103V102H180ZM231 103V102H230ZM237 103V102H236ZM243 103V102H242ZM65 104H66V102H65ZM72 104V103H71ZM88 104V103H87ZM92 104V103H91ZM91 104H90V106H91ZM102 104V103H101ZM117 104V103H116ZM117 104V105H118ZM183 104V103H182ZM244 104V103H243ZM115 105V104H114ZM128 105V104H127ZM139 105H141V104H139ZM161 105V104H160ZM76 105H75V103H74V107H75ZM78 106V105H77ZM84 106H85V104H84ZM93 106V105H92ZM120 106V105H119ZM122 107L123 106H125L124 104L123 105H121ZM120 106V107H121ZM134 106H135V104H134ZM144 105H142V107H143ZM161 106H163V105H161ZM161 106L160 107H158L160 110H161ZM165 106V105H164ZM65 108V110L63 111V109ZM71 107V106H70ZM82 107V106H81ZM89 107V106H88ZM96 107V106H95ZM100 107V106H99ZM119 107V108H120ZM121 107V108H122ZM166 107V106H165ZM169 107H170V105H169ZM168 107V108H169ZM86 108V107H85ZM84 108V109H85ZM93 108V107H92ZM116 108V107H115ZM124 108V107H123ZM122 108V109H123ZM125 108H126V106H125ZM125 108L123 109V110H125ZM129 109H131L130 107H128ZM153 108V107H152ZM151 108V109H152ZM77 109V108H76ZM81 109V108H80ZM87 109V108H86ZM89 109H91L90 107H89ZM89 109H87V110H89ZM113 109H114V107H113ZM117 110H118V107L116 108ZM115 109V110H116ZM138 109H139V107H138ZM138 109H136V110H138ZM166 109V108H165ZM72 110V109H71ZM82 110H83V108H82ZM110 109L109 108H105L104 109V113H108V111H109ZM122 110V111H123ZM135 110V111H136ZM162 110H164V108L162 109ZM169 110V109H168ZM177 110V109H176ZM85 111V110H84ZM94 111V110H93ZM96 111V110H95ZM112 111V110H111ZM129 111V110H128ZM127 111V112H128ZM164 111H166L167 113H168V111L167 110H164ZM79 112V111H78ZM87 112V111H86ZM89 112V111H88ZM87 112V113H88ZM116 112V111H115ZM114 112V113H115ZM126 112V111H125ZM132 112V111H131ZM153 112V111H152ZM158 112V111H157ZM84 113V112H83ZM91 113V112H90ZM90 113H88V116H86L85 114L86 113H84V115L86 116H84V115H81V114H79V116L81 115V116H84L83 118H87L88 117V119L91 117H89V114ZM95 113V112H94ZM93 113V114H94ZM113 112H111V114H112ZM119 113V112H118ZM122 113H124V111L122 112ZM122 113H120V114H122ZM141 113V112H140ZM140 113H137L140 117L142 116L143 117V115H140ZM151 113V112H150ZM150 113H148V114H150ZM99 114H101V113H99ZM98 114V115H99ZM116 114V113H115ZM129 114H131V113H129ZM128 114V115H129ZM141 114H143V113H141ZM152 114V113H151ZM164 114H165V112H164ZM169 114V113H168ZM168 114H165V115H167V116H169ZM176 114H178V113H176ZM199 114V115H200ZM91 115V114H90ZM110 115V114H109ZM152 115H154V114H152ZM75 116V115H74ZM77 116H78V114H77ZM95 116H97V114L95 115ZM102 116V115H101ZM101 116H99L100 118H101ZM110 116H113V115H110ZM116 116V115H115ZM119 116V115H118ZM126 116V115H125ZM130 116V115H129ZM135 116V115H134ZM155 116V115H154ZM183 116V115H182ZM76 117V116H75ZM98 117V118H99ZM122 117H124V116H122ZM142 117H141V119H142ZM161 117V116H160ZM95 118V117H94ZM112 118H114L115 119V117L113 116ZM146 118H149V116H147V114H146ZM152 118H155V117H152ZM156 118H158V117H156ZM155 118V119H156ZM73 119V118H72ZM77 119V118H76ZM75 119V120H76ZM79 120L81 119V117L80 118H78ZM103 119V118H102ZM105 119V118H104ZM103 119V120H104ZM106 119H109V117H107ZM127 119V118H126ZM150 120H151V118H149ZM79 120H76V122L77 121H79ZM95 120H96V118H95ZM101 120V119H100ZM110 120V119H109ZM118 120H119V118H118ZM124 120V119H123ZM133 120V119H132ZM142 120H144V117H143V119ZM141 120V121H142ZM152 120H154V119H152ZM158 120H159V118H158ZM178 120V119H177ZM69 121V120H68ZM82 121H84L83 119L81 120V122ZM90 121H92V120H90ZM93 121H94V119H93ZM99 121V120H98ZM102 121V120H101ZM112 121V120H111ZM125 122H126V120H124ZM123 121V122H124ZM146 122H147V119L145 120ZM144 121V122H145ZM189 121V120H188ZM97 122V121H96ZM110 122V121H109ZM129 122V121H128ZM134 122V121H133ZM136 122V121H135ZM143 122V121H142ZM158 122V121H157ZM70 123V122H69ZM101 123V122H100ZM113 123V122H112ZM176 123V122H175ZM181 123V122H180ZM183 123V122H182ZM71 124V123H70ZM95 124H97V123H95ZM172 124V123H171ZM100 125V124H99ZM137 125H138V127H139V125L140 124H138L137 123ZM145 125H146V123H145ZM68 126V128H66ZM124 126V125H123ZM131 126H133L134 127V124L132 123L131 124ZM141 126H143V124L141 125ZM174 126H175V124H174ZM126 127V126H125ZM128 127V126H127ZM138 127H137V130L135 129V127L133 128V129H135L136 131H138L139 129H138ZM146 127H148V126H146ZM145 126L143 127V128H146ZM154 127V126H153ZM155 127H157V126H155ZM154 127V128H155ZM176 127V126H175ZM182 127V126H181ZM73 128V127H72ZM74 128H77V127H74ZM82 128V127H81ZM106 128V127H105ZM111 128V127H110ZM131 128V131H132V127H130ZM140 128V127H139ZM151 128V127H150ZM79 129V128H78ZM115 128H113V130H114ZM140 129H142V127L140 128ZM156 129V128H155ZM172 129H174V128H172ZM74 130V129H73ZM83 130V129H82ZM101 130V129H100ZM107 130V129H106ZM112 130V131H113ZM124 130V129H123ZM143 130H145V129H143ZM147 128H146V132H147ZM151 130V129H150ZM159 130V129H158ZM194 130V132L196 133V131ZM85 131V130H84ZM104 131V130H103ZM154 131V130H153ZM193 131V130H192ZM233 131V130H232ZM236 131H239V130H236ZM130 132V131H129ZM141 132V133H140ZM175 132V131H174ZM173 132V133H174ZM182 133L183 132V129L181 130V129H179L178 131H177V133ZM189 133H190V131H188ZM198 132V131H197ZM235 132V131H234ZM40 133V132H39ZM88 133H90V132H88ZM102 133H104V132H102ZM109 133V132H108ZM108 133H106V134H108ZM115 133V132H114ZM139 133H140V135H141V138H143L142 137V131L140 130L139 131ZM179 133V134H180ZM184 133V132H183ZM192 133V132H191ZM191 133L190 134H187L186 132L184 133L185 135L187 134V135H191ZM83 134V133H82ZM85 134V133H84ZM117 134V133H116ZM147 134V133H146ZM150 134H151V132H150ZM150 134H148V135H150ZM238 134V133H237ZM240 134V133H239ZM102 135H104V134H102ZM115 135V134H114ZM132 135H133V132H132ZM137 135V134H136ZM139 135V134H138ZM147 135V136H148ZM195 135V134H194ZM200 134H198V137H197V135H196V137L198 138V140L196 139V137H195V141H197V142H199L200 141V139L202 138L203 140H204V136H202V134L199 136ZM219 135V134H218ZM67 136V135H66ZM109 136V135H108ZM112 136V135H111ZM119 136V135H118ZM122 136V135H121ZM126 136V135H125ZM133 136H135V135H133ZM144 136V135H143ZM175 136V135H174ZM101 137V136H100ZM104 137H105V135H104ZM132 137V136H131ZM135 137H138V136H135ZM150 137V136H149ZM168 138H170L169 136H167ZM224 137V136H223ZM64 138V137H63ZM113 138H114V136H113ZM116 138V137H115ZM119 138V137H118ZM122 138V137H121ZM123 138H124V135H123ZM167 138V139H168ZM177 138V137H176ZM72 139H70V140H72ZM117 139V138H116ZM132 139V138H131ZM147 139V138H146ZM167 139L165 138V140L167 141ZM175 139V138H174ZM179 139H181V138H179ZM179 139H177V142H178V140ZM206 139H208V138H206ZM231 139V138H230ZM38 140V139H37ZM53 140H54V143L52 144V145H50L52 142H53ZM113 140V139H112ZM122 140V139H121ZM125 139H123V141H124ZM132 140H134V139H132ZM168 140H170V139H168ZM193 140V139H192ZM209 140H211V139H209ZM217 140V139H216ZM109 141V140H108ZM108 141H107V143H108ZM115 141V140H114ZM135 141H137V140H135ZM145 143H146V141L145 140H143ZM153 141V140H152ZM166 141L164 142V141H162V142H164V143H166ZM207 141V140H206ZM221 141V140H220ZM231 141V140H230ZM235 141H236V139H235ZM241 141V140H240ZM239 141V142H240ZM64 142V141H63ZM100 142H101V139H100ZM104 142H106L105 141V139H104ZM113 142V141H112ZM148 142V141H147ZM155 142V141H154ZM158 142V141H157ZM160 142V141H159ZM158 142V143H159ZM171 142V141H170ZM169 142V143H170ZM173 142V141H172ZM183 142V141H182ZM233 142V141H232ZM238 142V141H237ZM242 142V141H241ZM66 143H68V142H66ZM126 143V142H125ZM138 143V142H137ZM136 143V144H137ZM140 143V142H139ZM157 143V144H158ZM163 143V144H164ZM168 143V142H167ZM218 143V142H217ZM220 143V142H219ZM234 143V142H233ZM242 143H244V142H242ZM37 144V143H36ZM40 144V143H39ZM39 144H37V145H39ZM48 144V145H47ZM70 144V143H69ZM101 144V143H100ZM103 144H105V143H103ZM112 144H114V143H112ZM142 144V143H141ZM160 144H162V143H160ZM171 144V143H170ZM175 144V143H174ZM228 144V143H227ZM231 145H232V143H230ZM62 145V144H61ZM71 145V144H70ZM69 145V147H71ZM115 145V144H114ZM148 145H150V143H148ZM152 145V144H151ZM153 145H154V143H153ZM191 145V144H190ZM189 145V146H190ZM197 145V144H196ZM36 146V145H35ZM120 146V145H119ZM140 146H143V144L142 145H140ZM145 146V145H144ZM157 145H155L154 147H156ZM160 146H162V145H160ZM166 146V145H165ZM168 146V145H167ZM166 146V147H167ZM180 146H182V145H180ZM229 146V145H228ZM235 146V145H234ZM56 147H58L59 148V145H57ZM65 147V146H64ZM68 147V148H69ZM110 147V146H109ZM165 147V148H166ZM184 147V146H183ZM182 147V148H183ZM222 147V146H221ZM224 147H226V146H224ZM92 149H93V146L91 147ZM99 148V147H98ZM97 148V149H98ZM124 148H126V147H124ZM136 148V147H135ZM145 148V147H144ZM150 148V147H149ZM153 147H151V149H152ZM161 148V147H160ZM186 148V147H185ZM200 148H201V146H200ZM35 149H37V146L35 147ZM90 149V148H89ZM115 149H116V147H115ZM129 149H131V148H129ZM134 149V148H133ZM143 149V148H142ZM156 149H157V147H156ZM209 149V148H208ZM218 149H220V148H218ZM28 150V149H27ZM38 150V149H37ZM42 150H44V149H42ZM87 150V149H86ZM85 150V151H86ZM114 150V149H113ZM123 150V149H122ZM135 150H138V149H135ZM145 150H146V148H145ZM149 150V149H148ZM158 152H159V147H158ZM156 150V151H157ZM169 150V149H168ZM171 150H173V149H171ZM177 150H178V148H177ZM203 150V149H202ZM36 151V150H35ZM34 151V152H35ZM39 151V150H38ZM38 151H36V152H38ZM91 151V150H90ZM101 151V150H100ZM105 151V150H104ZM116 151H118V152H120V149L119 150H116ZM141 151V150H140ZM143 151V150H142ZM147 151V150H146ZM145 151V153H146V155H147V152ZM150 151H152V150H149V152ZM262 151V150H261ZM89 152V151H88ZM107 152V151H106ZM106 152H104L103 154L105 155V153ZM117 152V153H118ZM170 152V151H169ZM210 152V151H209ZM209 152H208V154H209ZM82 153V152H81ZM97 153V152H96ZM99 153H101V152H99ZM111 153V152H110ZM121 153V152H120ZM123 153H124V151H123ZM127 153V152H126ZM167 153V152H166ZM173 153V152H172ZM178 153V152H177ZM181 153V152H180ZM259 153H260V151H259ZM27 154V153H26ZM78 154H80V153H74V155L73 154H71V158H75L74 160H73V164H74V168L76 167L77 169H79V164H78V161H79V159L78 158H80V161L79 162H83L85 159H84V156H87L86 154H85V152L84 153H82L81 155H79V157H77V155ZM102 154V155H103ZM113 154V153H112ZM130 155H131V153H129ZM136 154H137V152H136ZM243 155H246L247 157H248V154H246L245 152H243L242 153ZM256 154H258V152H255V154H254V158H253V156H251L253 159H254V161H253V163H255V162H257V165H258V160H260V159H263L262 157L261 158H257V155ZM263 154V153H262ZM261 154V155H262ZM35 155V154H34ZM68 155V154H67ZM84 155V156H83ZM122 155H124V154H122ZM167 155V154H166ZM166 155H165V157H166ZM168 155H169V153H168ZM181 155V154H180ZM182 155H184V154H182ZM187 155H189V153L187 154ZM205 155V154H204ZM260 155V156H261ZM41 156V155H40ZM111 156V155H110ZM110 156H107V154H106V156L105 157H110ZM118 156V155H117ZM125 156H127L126 154H125ZM203 156V155H202ZM225 156V155H224ZM224 156H220L219 158L220 159H217V160H222V158H223V160H227V158H225ZM259 156V157H260ZM26 157V156H25ZM69 157V156H68ZM82 157V158H81ZM96 157V156H95ZM104 157V156H103ZM122 157V156H121ZM124 157V156H123ZM135 157H136V155H135ZM134 157V158H135ZM161 157V156H160ZM163 157V156H162ZM170 157V156H169ZM190 157H191V155H190ZM204 158L205 157H209V156H207V155H205V156H203ZM20 158V157H19ZM24 158V157H23ZM37 158V157H36ZM111 158V157H110ZM110 158H108V159H106V160H104L105 162H108L107 160H110ZM148 158V157H147ZM210 158V157H209ZM208 158V159H209ZM211 158H213V157H211ZM41 159V158H40ZM62 159V158H61ZM113 159V158H112ZM121 159V158H120ZM130 159V158H129ZM162 159V158H161ZM173 159V158H172ZM190 159V158H189ZM214 159V158H213ZM38 160V159H37ZM156 160V159H155ZM158 160V159H157ZM188 160V159H187ZM205 160V159H204ZM17 161V160H16ZM64 161V160H63ZM89 161V160H88ZM102 161V160H101ZM114 161V159L112 160V162ZM123 161V160H122ZM128 161V160H127ZM135 161L136 160H134V163H135ZM164 161V160H163ZM168 161V160H167ZM170 161H171V159H170ZM189 161H191V159L189 160ZM196 161V160H195ZM69 162H71V161H69ZM91 162V161H90ZM97 162V161H96ZM126 162V161H125ZM144 162H148L147 164H149V163H151L150 162V158H149V160L148 161H144ZM158 162V161H157ZM166 162V161H165ZM177 162H178V160H177ZM177 162H172V163H177ZM181 162V161H180ZM188 162V161H187ZM191 162H193V161H191ZM214 162V161H213ZM259 162H261V161H259ZM264 162V161H263ZM262 162V163H263ZM35 163V162H34ZM100 163V162H99ZM103 163V162H102ZM124 163V162H123ZM126 163H129V162H126ZM125 163V164H126ZM156 163V162H155ZM168 163V162H167ZM202 163H203V161H202ZM207 163H208V160H207ZM252 163V164H253ZM7 164V163H6ZM10 164V163H9ZM9 164H8V166H9ZM16 164H17V162H16ZM104 164V163H103ZM144 163H142V165H143ZM190 164V163H189ZM210 164V163H209ZM208 164V165H209ZM250 164H251V162H250ZM105 165V164H104ZM113 165V164H112ZM117 166H120L121 167V165H119L118 164V161H117V164H116ZM129 165V164H128ZM133 165V166H132ZM130 167H134V164H132ZM141 165V163L139 164V166ZM164 165H166V164H164ZM167 165H169V164H167ZM177 166H178V163L176 164ZM202 165V164H201ZM261 165H263V164H261ZM0 166L1 167H4V166H2L1 164H0ZM102 166V165H101ZM114 167H115V165H113ZM125 166V165H124ZM138 166V167H139ZM149 166H150V164H149ZM155 166H157V164L155 165ZM174 167H175V165H173ZM176 166V167H177ZM189 165H187V167H188ZM204 166V168H206L205 167V165H203ZM259 166V165H258ZM72 167V166H71ZM81 167V166H80ZM91 167V166H90ZM99 167H100V165H99ZM112 167V166H111ZM120 167H117V168H120ZM137 167V166H136ZM137 167V169H142V168H138ZM152 167V166H151ZM154 167V166H153ZM171 167V166H170ZM193 167V166H192ZM202 167V166H201ZM87 168H89V167H87ZM106 168V167H105ZM108 168V167H107ZM110 168V167H109ZM116 168V167H115ZM116 168V169H117ZM135 168V167H134ZM144 168H145V166H144ZM149 168V167H148ZM156 168V167H155ZM158 168H160V167H158ZM162 168V167H161ZM164 168H166L165 166H164ZM164 168H162V169H164ZM196 168V167H195ZM82 169V168H81ZM136 168H135V170H137ZM154 169V168H153ZM171 169V168H170ZM178 169V168H177ZM201 169V168H200ZM207 169V168H206ZM205 169V170H206ZM95 170V169H94ZM101 170H102V168H101ZM107 170H110V169H107ZM115 170V169H114ZM121 170V169H120ZM124 170V169H123ZM131 170H133V169H131ZM135 170H133V171H135ZM144 170V169H143ZM142 170V171H143ZM146 170V169H145ZM144 170V171H145ZM167 169H164V172L166 171ZM173 170V169H172ZM180 171H181V169H179ZM261 170H262V167H261ZM66 171V170H65ZM77 171V170H76ZM89 172L88 173H90L91 175H92V169L90 168L89 170H88ZM125 171V170H124ZM126 171H128V168L126 169ZM125 171V172H126ZM130 171V170H129ZM151 171V170H150ZM154 171H156V170H153L152 172H154ZM162 171V170H161ZM160 171V172H161ZM178 171V170H177ZM197 171H199V170H197ZM201 171V170H200ZM218 171H219V169H218ZM262 171H264V168H263V170ZM98 172H101V171H98ZM119 172H121V171H119ZM132 172V171H131ZM139 173H141L140 171H138ZM137 172V173H138ZM149 172V171H148ZM159 172V171H158ZM160 172H159V174H160ZM167 172V171H166ZM189 171H187V174L189 175V173H188ZM191 172H193V170L191 171ZM203 172V171H202ZM205 172V171H204ZM208 172V171H207ZM216 172V171H215ZM85 173H87L86 171H85ZM107 173V172H106ZM110 173V172H109ZM108 173V174H109ZM121 173H123V172H121ZM126 173H128V172H126ZM155 173V172H154ZM209 173V172H208ZM218 173V172H217ZM220 173V172H219ZM261 173V172H260ZM65 174H67L66 172H65ZM79 174V173H78ZM89 174V175H90ZM100 174V173H99ZM104 174V173H103ZM117 174H119V173H117ZM116 174V175H117ZM150 175H152V176H150V175H148L149 176V178L148 179H150V180H152V177H153V175H155V174H151V173H149ZM158 173H157V175H159ZM164 174V173H163ZM169 174L170 173H166L165 175L167 176H164V178L166 179V178H168L169 177ZM180 173H177V175H179ZM193 175H194V172L192 173ZM216 174V173H215ZM68 175V174H67ZM87 175V174H86ZM88 175V176H89ZM89 176V177H92V176ZM122 175V174H121ZM125 175V174H124ZM132 175V174H131ZM136 175V174H135ZM156 175V176H157ZM176 175V173L173 175V176H175ZM191 175V174H190ZM193 175H191V176H187V177H192ZM217 175V174H216ZM262 175V174H261ZM60 176V175H59ZM63 176V175H62ZM69 176V175H68ZM71 176V175H70ZM97 176L98 175H95V177L97 178ZM107 176H109V175H107ZM107 176H105L106 178H107ZM110 176H111V174H110ZM110 176H109V178H110ZM127 176V175H126ZM129 176V175H128ZM139 176H141V175H139ZM138 176V177H139ZM156 176H155V178L152 180L153 182H155L154 180L156 179V180H158L159 178H156ZM181 177H183V174L182 175H180ZM215 176V175H214ZM74 177V176H73ZM78 177H79V175H78ZM100 177V176H99ZM104 177V178H105ZM118 177V176H117ZM131 177H133L134 178V176H131ZM131 177H129V178H131ZM136 177V176H135ZM163 177V176H162ZM186 177V178H187ZM196 177V176H195ZM219 177V176H218ZM217 177V178H218ZM221 178H222V176H220ZM61 178V177H60ZM115 178H116V176H115ZM126 178V177H125ZM133 178L131 179V181H133ZM140 178H142V177H140ZM138 179V180H136V181H142L141 179ZM160 178H161V176H160ZM169 178H171V179H173V177H169ZM178 178V177H177ZM176 178V179H177ZM204 178V177H203ZM254 178V177H253ZM71 179V178H70ZM69 179V180H70ZM98 179V178H97ZM108 179V178H107ZM121 179V178H120ZM135 179V178H134ZM165 179H164V181H165ZM175 179V178H174ZM181 179V178H180ZM179 178H178V180H180ZM185 179V177H183V180ZM256 179V178H255ZM55 180H57V179H55ZM119 180V179H118ZM125 180V179H124ZM149 180V181H150ZM161 180V179H160ZM159 180V181H160ZM176 181V182H178V183H180L181 181H183V180H180V182L179 181ZM189 180V179H188ZM202 180V179H201ZM201 180H198V181H201ZM254 180V179H253ZM96 181V180H95ZM103 181H108V180H103ZM102 181V182H103ZM115 181V180H114ZM113 181V182H114ZM123 181V180H122ZM125 181H128V179L127 180H125ZM130 181V180H129ZM130 181V182H131ZM135 181V180H134ZM146 181V180H145ZM152 181H151V183H152ZM163 181V179L161 180V182ZM163 181V182H164ZM170 181V179H167V182H169ZM175 181V180H174ZM186 181V180H185ZM203 181V180H202ZM201 181V182H202ZM212 181H214V180H212ZM218 181V180H217ZM223 181V180H222ZM227 181V180H226ZM226 181H223V182H226ZM117 182V181H116ZM129 182V183H130ZM146 182H148V181H146ZM166 182V181H165ZM188 183H189V181H187ZM194 182H196V181H194ZM215 182H216V180H215ZM228 182V181H227ZM89 183H91V182H89ZM88 183V184H89ZM107 184H108V182H106ZM115 183V182H114ZM125 183V182H124ZM129 183H127V184H129ZM140 183V182H139ZM172 183H173V181H172ZM176 184V186L177 185H179V184ZM197 184L196 185H201V183H198V182H196ZM218 183V182H217ZM216 183V184H217ZM27 184V183H26ZM92 184V183H91ZM94 184V183H93ZM103 184H104V182H103ZM150 184V183H149ZM155 184H158V182H155ZM163 184V183H162ZM162 184H160V185H162ZM166 184V183H165ZM181 184V183H180ZM182 184H183V182H182ZM181 184V185H182ZM224 184V183H223ZM226 184V183H225ZM253 184V183H252ZM57 185V184H56ZM105 185V184H104ZM113 184H111L110 186H112ZM115 185V184H114ZM121 185H124L123 183L121 184ZM120 185V186H121ZM135 185H139V184H135ZM152 185V184H151ZM167 185H169V184H167ZM170 185H172L171 183H170ZM170 185H169V187H170ZM193 185H195V184H193ZM212 185V184H211ZM55 186V185H54ZM153 186H155V185H153ZM175 186V187H176ZM183 186H186V184L185 185H183ZM182 186V187H183ZM202 186V185H201ZM216 186V185H215ZM226 186H228V185H226ZM124 187H126V185L124 186ZM168 186L167 187H161V188H163L162 190H164L165 188H166V191L164 190V192H159V194H157V195H160L161 194V196H170V194L171 193H168L167 192V188H169ZM172 187H173V185H172ZM174 187V188H175ZM177 187H179V186H177ZM188 187H190L189 186V184L186 186V187H184V189L185 188H188ZM191 187H194V186H191ZM198 187V186H197ZM207 187V186H206ZM212 187V186H211ZM210 187V188H211ZM233 187V186H232ZM88 188V187H87ZM122 188H123V186H122ZM155 188H157V189H160V186L158 187L157 185L155 186ZM199 188V187H198ZM208 188H209V186H208ZM213 188V187H212ZM217 188V187H216ZM252 188V187H251ZM254 188V187H253ZM72 189V188H71ZM113 189V188H112ZM177 189V188H176ZM179 189V188H178ZM177 189V190H178ZM197 189V188H196ZM195 189V190H196ZM202 191H203V186H202ZM220 189V188H219ZM228 189H230V187H228ZM118 190H120L119 188L117 189V191ZM123 190V189H122ZM136 190V189H135ZM154 190H156V189H154ZM153 190V191H154ZM176 190V191H177ZM205 190V189H204ZM232 190V189H231ZM159 191H161V190H159ZM180 191V190H179ZM193 191V190H192ZM202 191H199V193L201 194V192ZM223 191V190H222ZM107 192H109L108 191V189H107ZM119 192V191H118ZM122 192V191H121ZM134 192V191H133ZM132 192V193H133ZM156 192V191H155ZM194 192H197V191H194ZM212 192V191H211ZM221 192V191H220ZM225 192H229V193H232V192H230L229 190H227V191H225ZM224 192V193H225ZM247 192V191H246ZM100 193V192H99ZM120 193V192H119ZM132 193L129 195V196H131L132 195ZM175 193V192H174ZM184 193H188V195H189V192H184ZM183 192L181 193V194H179V195H176V196H179V197H184V198H186L184 195ZM193 194V193H192ZM195 194V193H194ZM197 194V196H198V193H196ZM226 194V193H225ZM224 194V195H225ZM228 194V193H227ZM118 195V194H117ZM156 195V196H157ZM202 195V194H201ZM200 195V196H201ZM232 195V194H231ZM161 196H159L160 198H161ZM199 196V197H200ZM203 196H204V193H203ZM214 196V195H213ZM212 195H210L209 197H213ZM216 196V198L215 199H217V196L218 195H215ZM221 196H223V195H221ZM111 197V196H110ZM152 197V196H151ZM171 197V196H170ZM189 197H191V195L189 196ZM227 197V196H226ZM178 198V197H177ZM177 198H175L174 200H176ZM193 198V197H192ZM202 198V197H201ZM223 198H225V197H223ZM83 199V198H82ZM115 199H116V197H115ZM114 199V200H115ZM167 199V198H166ZM203 199H204V197H203ZM203 199H201V200H203ZM221 199V197L218 199V200H220ZM112 200V199H111ZM172 200V199H171ZM200 200V199H199ZM209 200V199H208ZM213 200V199H212ZM211 200V201H212ZM217 200V201H218ZM79 201V200H78ZM94 201H96L95 199H94ZM193 200H191V202H192ZM197 200H195L194 202L195 203H197L196 202ZM215 201V200H214ZM220 201H222V200H220ZM89 202V201H88ZM87 202V203H88ZM100 202V201H99ZM113 202V201H112ZM159 202V201H158ZM162 202H165V201H162ZM167 202V201H166ZM199 202H201V201H199ZM199 202H198V204H199ZM205 203V200H203L202 201V203ZM216 202V201H215ZM91 203H95V202H91ZM96 203L97 204H99L97 201H96ZM102 204H103V202H101ZM113 203H115V202H113ZM118 203V202H117ZM119 203H120V200H119ZM157 203V202H156ZM170 203V202H169ZM168 203V204H169ZM173 203V202H172ZM175 203H177V202H175ZM193 203V202H192ZM194 203V204H195ZM203 203V204H204ZM209 203H211L210 202V200H209ZM209 203H207V204H209ZM216 203H218V202H216ZM220 203V202H219ZM222 204H224L225 203V201L223 200L222 202H221ZM227 203V202H226ZM111 204V203H110ZM167 204V203H166ZM167 204V205H168ZM171 204V203H170ZM182 204V203H181ZM189 204H191V203H189ZM197 204V205H198ZM206 204V205H207ZM116 205V204H115ZM119 205V204H118ZM161 206H162V204H160ZM164 205V204H163ZM175 205V204H174ZM200 205V204H199ZM205 205V204H204ZM218 205V204H217ZM94 206V205H93ZM113 206V205H112ZM148 206L149 205H147L146 207L148 208ZM160 206V207H161ZM171 206V205H170ZM179 206V205H178ZM183 206H185V205H183ZM212 206V208H213V204L211 205ZM221 207L223 206V205H220ZM227 206V205H226ZM257 206V205H256ZM121 207H123V206H121ZM125 207V206H124ZM140 207V206H139ZM139 207H138V209H139ZM150 207V206H149ZM151 207H152V205H151ZM175 207V206H174ZM188 207V206H187ZM194 207V206H193ZM196 207V206H195ZM194 207V208H195ZM206 207H208V206H206ZM210 207V206H209ZM216 207H218V206H216ZM116 208V207H115ZM114 208V210H116ZM118 208H119V206H118ZM159 208V207H158ZM155 208V209H153L152 208V211H150L149 210V212L148 211H142V213H136L135 211H133V212H135V213H132L131 211V214H129L128 216H127V221H126V223H120L119 224V233H120V235H121V237L122 238H125V234H126V232H129V234H130V237L131 238H127L126 237V241H127V243H128V248L130 249V252H134L133 250V248H134V245H132L131 243H133V240H132V238H134V236H135V234H138V233H141V234H139L140 236L143 234V231H144V233L146 234V235H148L149 237H151V238H153L154 239V241L157 243V244H159V245H161V244H163L164 242H162V240H166V241H168L169 239H173V229L175 228V225H176V223L174 222V218L172 219V216H174L175 217V215H171L172 214V210L170 209V211H167L169 208L167 207V210H165L166 208H164V206H163V208ZM172 208V207H171ZM176 209H177V207H175ZM175 208H172L173 210L175 209ZM184 208H186V207H184ZM222 208H224L225 209V211L224 212H226V208L223 206ZM261 208V207H260ZM108 209V208H107ZM130 209H131V207H130ZM135 209H137V208H135ZM143 209H144V207H143ZM149 209V208H148ZM187 209V208H186ZM189 209V208H188ZM186 210V211H189V210ZM215 209H218V208H215ZM257 209V208H256ZM110 210H113V209H110ZM113 210V211H114ZM125 210V209H124ZM128 210V209H127ZM142 210V209H141ZM197 210V209H196ZM200 210H204V209H200ZM200 210H198V211H200ZM211 210V209H210ZM228 210V209H227ZM98 211V210H97ZM100 211H102V210H100ZM122 211H123V209H122ZM138 211H140V210H138ZM198 211H197V213H198ZM209 211V210H208ZM222 211V212H223ZM120 212V211H119ZM124 212V211H123ZM212 212V211H211ZM215 212V211H214ZM100 213V212H99ZM98 213V214H99ZM105 213H108V212H105ZM104 213V214H105ZM110 213H111V211H110ZM126 214H128L127 212H125ZM174 213V212H173ZM176 213V212H175ZM197 213H195V215H193V216H196V214ZM199 213H202V215H203V213L204 212H199ZM208 213H210V212H208ZM213 213V212H212ZM111 214H114V213H111ZM120 214V216H121V214L122 213H119ZM119 214H117V216L119 215ZM125 215V214H124ZM198 215V214H197ZM224 215H225V213L223 214L222 213V217H224ZM100 216V215H99ZM208 216H209V214H208ZM207 216V217H208ZM119 217V216H118ZM191 217V216H190ZM227 217V216H226ZM182 219H183V217H181ZM194 218V217H193ZM181 219V220H182ZM196 219V217L194 218V220ZM199 219V218H198ZM197 219V221H199ZM222 219H224V218H222ZM226 219H229V218H226ZM188 220V219H187ZM192 220V219H191ZM191 220H189V222L191 221ZM213 220V219H212ZM215 220V219H214ZM228 221V220H227ZM178 222V221H177ZM182 222L183 221H180V223H181V225H182ZM202 222V221H201ZM204 222V221H203ZM207 222V221H206ZM212 222V221H211ZM221 222H224V221H221ZM229 222V221H228ZM180 223H178L179 225H180ZM177 224V225H178ZM197 224V223H196ZM224 224H225V222H224ZM228 224H230V223H228ZM194 226V225H193ZM210 226H211V224H210ZM221 226H223V224L221 225ZM229 225H227V227H228ZM212 227V226H211ZM225 228H226V226H225ZM239 228V227H238ZM210 229V228H209ZM223 229V228H222ZM211 230H213V229H211ZM210 230V231H211ZM146 231V232H145ZM226 231H228V228L226 229ZM235 231V230H234ZM260 232V231H259ZM263 232V231H262ZM179 233V232H178ZM241 233V232H240ZM176 234V233H175ZM195 234V233H194ZM197 234V233H196ZM208 233H206L205 235H207ZM224 234H225V232H224ZM227 234H229V233H226V235ZM231 234V233H230ZM229 234V235H230ZM235 234H237L236 232L234 233V237L235 236H237V235H235ZM264 234V233H263ZM139 235H137V237L139 236ZM229 235H227V236H229ZM133 236V237H132ZM139 236V237H140ZM179 236V235H178ZM195 236V235H194ZM203 236V235H202ZM232 236V235H231ZM149 237H147V238H149ZM175 237H177L176 235L174 236V238ZM200 237V236H199ZM210 237H212V235L210 236ZM219 237V235H217V237H215L214 236V239L215 238H218ZM221 237L222 238H224L225 237V235L223 236V235H221ZM163 238V239H162ZM180 238V237H179ZM179 238H177L176 239V241H178L179 240ZM192 238V237H191ZM195 238V237H194ZM213 238V237H212ZM226 238V237H225ZM232 238V237H231ZM238 238V237H237ZM263 238V237H262ZM261 238V239H262ZM261 239H259V240H261ZM264 239V238H263ZM124 240V239H123ZM181 240V239H180ZM194 241H195V239H193ZM197 240V239H196ZM215 240H217V239H215ZM220 240H222V239H220V237H219V241ZM191 241H192V239H191ZM209 242L208 243H213V242H210L211 240H208ZM212 241H214V240H212ZM226 241V240H225ZM229 241V240H228ZM233 241H236V243L234 244V245H236L237 244V240H233ZM239 241H240V239H239ZM251 241V240H250ZM257 241V240H256ZM263 241V240H262ZM175 242V241H174ZM199 242V241H198ZM214 242H216V243H218L217 241H214ZM222 242H224V241H222ZM180 243H182L181 241H180ZM192 243V242H191ZM231 243V242H230ZM233 243L234 242H232L231 244L233 245ZM241 243V242H240ZM240 243H238V245H236V246H241V244ZM245 243V242H244ZM244 243H242V244H244ZM260 243H262L261 241H259L258 243H257V245H256V243H254V246L253 247H255V246H257V247H259V244ZM139 244V243H138ZM164 244H168V243H164ZM183 244V243H182ZM185 244V243H184ZM215 244V243H214ZM213 244V245H214ZM219 244V243H218ZM240 244V245H239ZM262 244H264V242L262 243ZM186 245V244H185ZM190 245H192V244H190ZM209 245V244H208ZM210 245H212V244H210ZM209 245V246H210ZM216 245V244H215ZM227 245V244H226ZM229 245V247H231L230 246V244H228ZM251 244H249L248 245V247H251L250 246ZM141 246V245H140ZM166 246V245H165ZM196 246H198V245H196ZM217 246V245H216ZM235 246V247H236ZM262 246V245H261ZM180 247H181V245H180ZM198 247H200V246H198ZM234 247V248H235ZM243 247V246H242ZM252 247V248H253ZM211 248V247H210ZM256 248V247H255ZM172 249H174V248H172ZM178 249V248H177ZM187 249V248H186ZM189 249V248H188ZM235 249H237V248H235ZM199 250H201V249H199ZM198 250V251H199ZM207 250V249H206ZM240 250V249H239ZM244 250V249H243ZM249 250V249H248ZM136 251V250H135ZM189 251H190V249H189ZM232 251V250H231ZM246 251H247V249H246ZM246 251H244V252H246ZM125 252L127 253V251L125 250ZM201 252V251H200ZM233 252V251H232ZM231 252V253H232ZM243 252V251H242ZM186 253H187V251H186ZM190 254H191V252H189ZM193 253H198L197 251L196 252H193ZM231 253H229V254H231ZM237 253V252H236ZM247 253V252H246ZM138 254V253H137ZM137 254L135 255V256H137ZM190 254H189V256H190ZM220 254V253H219ZM242 254L243 253H241V256H242ZM126 255V254H125ZM196 255V254H195ZM206 255V254H205ZM221 255V254H220ZM225 256H227L226 254H224ZM224 255H222L221 256V258L222 257H224ZM234 255V254H233ZM244 255V254H243ZM127 256V255H126ZM131 256V255H130ZM134 256V255H133ZM185 256H188V255H185ZM193 256V255H192ZM202 256V255H201ZM200 256V257H201ZM203 256H204V254H203ZM235 256L237 257L238 255H236L235 254ZM195 257V256H194ZM205 257V256H204ZM239 257H240V255H239ZM133 258V257H132ZM139 258H141V257H139ZM187 258V257H186ZM196 258V257H195ZM203 258V257H202ZM129 259H130V257H129ZM135 259V258H134ZM181 259V258H180ZM224 259H226V258H224ZM224 259L222 260V261H224ZM236 259V258H235ZM239 259V258H238ZM177 260V259H176ZM198 260H200V259H198ZM219 260V259H218ZM227 260H229V259H227ZM226 260V261H227ZM182 261H183V259H182ZM189 261H191V259L189 260ZM188 261V262H189ZM192 261H194V260H192ZM203 261V260H202ZM217 261V260H216ZM177 262V261H176ZM176 262L174 261V263L176 264ZM180 262V261H179ZM204 262V261H203ZM206 262V261H205ZM204 262V263H205ZM218 262H220V260L218 261ZM169 263V262H168ZM184 263V262H183ZM186 263H187V259H186ZM225 263H227V262H225ZM188 264V263H187ZM206 264V263H205ZM207 264H211V263H207ZM222 264H224V263H222Z\"/></svg>","mask_w":264,"mask_h":264},{"label":"water","instance_id":"95a60500","mask_svg":"<svg viewBox=\"0 0 264 264\" xmlns=\"http://www.w3.org/2000/svg\"><path fill=\"white\" fill-rule=\"evenodd\" d=\"M182 7V13L186 14L188 25L192 28L188 6ZM4 8L0 6V20ZM168 8L169 6H165L160 14L166 26L170 23V18H175L176 15ZM176 28L191 35L181 28L179 22ZM178 30L173 31L174 35L179 34ZM187 43L194 45L193 50L200 52L206 62L210 59L218 61L213 54L205 53L201 43ZM199 62L202 63L200 59ZM207 64L209 65L208 62ZM260 86V83L253 84L248 89L253 90ZM80 203L68 197L51 194L30 200L23 206L11 205L7 209H0V264H124L119 257L122 254L123 239L114 221L105 217L104 213L100 217L91 218L86 212H76V206ZM14 207L17 209L14 210ZM38 223L42 226L36 228ZM124 236L131 238L129 232ZM140 240L143 248L149 250L146 254L155 259L154 264H166L175 257L173 253L162 252L165 248L170 249L167 246L154 245L142 237ZM228 257L230 260L235 259Z\"/></svg>","mask_w":264,"mask_h":264}]
</instances>
